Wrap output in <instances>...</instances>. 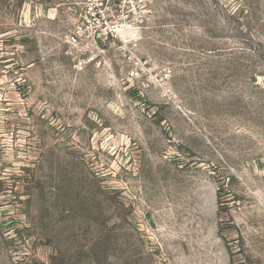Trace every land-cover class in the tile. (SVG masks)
<instances>
[{
	"label": "rangeland",
	"instance_id": "374dc122",
	"mask_svg": "<svg viewBox=\"0 0 264 264\" xmlns=\"http://www.w3.org/2000/svg\"><path fill=\"white\" fill-rule=\"evenodd\" d=\"M0 264H264V0H0Z\"/></svg>",
	"mask_w": 264,
	"mask_h": 264
},
{
	"label": "built area",
	"instance_id": "2783aa9c",
	"mask_svg": "<svg viewBox=\"0 0 264 264\" xmlns=\"http://www.w3.org/2000/svg\"><path fill=\"white\" fill-rule=\"evenodd\" d=\"M93 19V22H91ZM122 43L128 48L139 39V30L132 26L121 27L112 22L109 11L100 9L99 13H88L85 21L66 37L69 47L77 56L74 58L75 67L84 68L95 64L98 60L100 45L108 39ZM128 77L132 81L148 78V61L132 53L128 57Z\"/></svg>",
	"mask_w": 264,
	"mask_h": 264
}]
</instances>
